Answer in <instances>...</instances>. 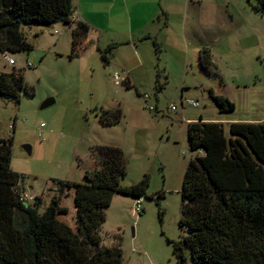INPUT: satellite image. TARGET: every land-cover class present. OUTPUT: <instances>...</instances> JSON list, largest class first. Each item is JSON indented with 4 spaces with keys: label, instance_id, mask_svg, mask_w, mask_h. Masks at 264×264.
I'll return each mask as SVG.
<instances>
[{
    "label": "rangeland",
    "instance_id": "374dc122",
    "mask_svg": "<svg viewBox=\"0 0 264 264\" xmlns=\"http://www.w3.org/2000/svg\"><path fill=\"white\" fill-rule=\"evenodd\" d=\"M254 3L203 0L201 8L192 6L188 37L176 35L156 58L163 89L155 86L150 71L142 73L137 85L128 86L125 80L116 85L114 75L125 79V65L135 61L126 64L119 50L107 53L105 60V49L84 40L73 56L76 22L22 25L33 48L6 52L14 65L0 52V71H21L26 83L19 102L0 97V138L12 140L11 168L22 176L20 187L28 203L41 197L39 211L44 212L57 180L85 182L87 170L94 168L92 147L119 146L128 170L122 184L149 176L150 185L141 213L135 210L137 198L114 195L100 231L104 245H118L123 264H195L187 247L183 263L175 251L186 235L180 217L185 172L193 156L188 119L264 121V16L254 10ZM204 47L212 53V72L200 68L198 54ZM211 88L232 101L235 110L221 112L210 97ZM48 98L55 102L41 109ZM188 100L200 106L194 108ZM112 108L122 110V120L102 124L103 111ZM61 204L68 208L61 218L75 228L71 192Z\"/></svg>",
    "mask_w": 264,
    "mask_h": 264
},
{
    "label": "trees",
    "instance_id": "16d2710c",
    "mask_svg": "<svg viewBox=\"0 0 264 264\" xmlns=\"http://www.w3.org/2000/svg\"><path fill=\"white\" fill-rule=\"evenodd\" d=\"M253 8L264 16V0H255ZM72 15V0H0V52L33 48L22 25L76 22L72 55H78L90 27ZM115 46L104 50L105 60ZM199 61L203 70L213 71L210 48L201 50ZM25 88L21 71H0L2 99L19 102ZM209 94L221 112L235 110L227 97L212 88ZM122 118V110L112 108L103 111L101 122L116 125ZM188 141L193 156L181 191L180 227L186 235L175 247L180 262L187 247L195 264H264V121L231 122L226 128L200 118L188 123ZM11 146V139L0 138V264H123L122 249L104 245L101 227L114 195L143 198L149 176L123 185L128 171L123 149L96 145L85 182L57 180L51 204L40 213L41 197L25 201L22 176L11 168ZM70 192L75 228L61 218L68 212L62 198Z\"/></svg>",
    "mask_w": 264,
    "mask_h": 264
},
{
    "label": "crops",
    "instance_id": "0c3cea01",
    "mask_svg": "<svg viewBox=\"0 0 264 264\" xmlns=\"http://www.w3.org/2000/svg\"><path fill=\"white\" fill-rule=\"evenodd\" d=\"M202 2L203 0H72V8L79 21L90 27L86 38L88 46L96 44L95 47L103 50L115 44L112 52L119 50L118 52L125 53L126 64L129 59L135 60L130 65H125L128 74L126 85H137L142 80V73L150 71V75L153 78L155 76V86L163 89L165 86L158 70L160 65L156 63L160 47L170 46L168 43L176 35L177 39L181 36L188 37L190 8H201ZM177 23L181 26H176ZM166 67L161 70L166 71ZM200 68L202 69L201 66ZM184 104L182 100V105ZM200 118L204 121L231 123V120L226 122L220 119L208 120L203 116ZM194 121L188 119L189 123ZM25 199L28 201V198Z\"/></svg>",
    "mask_w": 264,
    "mask_h": 264
},
{
    "label": "built area",
    "instance_id": "2783aa9c",
    "mask_svg": "<svg viewBox=\"0 0 264 264\" xmlns=\"http://www.w3.org/2000/svg\"><path fill=\"white\" fill-rule=\"evenodd\" d=\"M71 19H72L73 21H79L77 15L74 14V13H73V15L71 16ZM6 58H7V61L9 62V64H11V65H14V64H15V61H14L13 58H11V57H9V56H7V55H6ZM113 78H114V82L116 83V85H120L121 82H123L124 80H125V82L128 81L127 78H125V79L121 78V76H120L118 73H116V74L114 75ZM145 96H146V102L148 103V98H149V96H148V95H145ZM187 102H188L192 107H194V108H197V107L200 106V103H199V101H197V100H188ZM147 108H148L150 111H153V110H154V107L151 106V105H149V104H147ZM175 108H176L175 106H172V109H175ZM25 201H26L27 204H28V201H27L26 199H25ZM142 203H143V198H138V199H136L135 210H136L137 213H141V211H142Z\"/></svg>",
    "mask_w": 264,
    "mask_h": 264
},
{
    "label": "water",
    "instance_id": "95a60500",
    "mask_svg": "<svg viewBox=\"0 0 264 264\" xmlns=\"http://www.w3.org/2000/svg\"><path fill=\"white\" fill-rule=\"evenodd\" d=\"M55 102L54 98H48L47 100H45L42 105H41V109H44L50 105H52ZM29 152H31V148L28 150Z\"/></svg>",
    "mask_w": 264,
    "mask_h": 264
}]
</instances>
